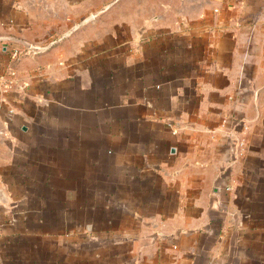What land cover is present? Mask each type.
<instances>
[{
    "label": "crops",
    "instance_id": "obj_1",
    "mask_svg": "<svg viewBox=\"0 0 264 264\" xmlns=\"http://www.w3.org/2000/svg\"><path fill=\"white\" fill-rule=\"evenodd\" d=\"M0 81V264H264V0H0Z\"/></svg>",
    "mask_w": 264,
    "mask_h": 264
},
{
    "label": "water",
    "instance_id": "obj_2",
    "mask_svg": "<svg viewBox=\"0 0 264 264\" xmlns=\"http://www.w3.org/2000/svg\"><path fill=\"white\" fill-rule=\"evenodd\" d=\"M90 18H92V17H89L88 19H85V20H83L82 22L76 24V25H75L70 31H68L67 33L63 34L61 37L54 39V40H53L52 42H50L48 45H45V46H42V47H36V48H38V49L41 50V51H46V50L50 49V48H51L52 46H54L55 44L59 43L60 41H62V40L65 39L66 37H68L73 31H75V30H76L77 28H79L81 25L85 24L88 20H90ZM11 39H12V40H15V41H17V42H19V43H21L22 45H24V46L27 47V48H32V47H33L30 43H28V42H26V41H24V40L16 39V38H12V37H11Z\"/></svg>",
    "mask_w": 264,
    "mask_h": 264
},
{
    "label": "built area",
    "instance_id": "obj_3",
    "mask_svg": "<svg viewBox=\"0 0 264 264\" xmlns=\"http://www.w3.org/2000/svg\"><path fill=\"white\" fill-rule=\"evenodd\" d=\"M31 49L39 50V49L36 48V47H34V48L32 47ZM33 51H34V50H33ZM22 56H23V54H22V50H21V49L16 48V49H14V50L12 51V58H14L15 60L19 59V58L22 57ZM0 86H1V87L3 86L4 88H6V87H8L9 85H8V83H6L5 81H3V82L0 81ZM239 145L242 146V142H240Z\"/></svg>",
    "mask_w": 264,
    "mask_h": 264
}]
</instances>
